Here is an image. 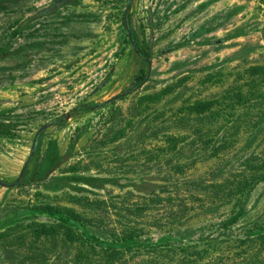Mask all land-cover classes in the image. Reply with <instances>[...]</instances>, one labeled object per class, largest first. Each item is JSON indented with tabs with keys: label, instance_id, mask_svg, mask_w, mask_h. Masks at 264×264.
Segmentation results:
<instances>
[{
	"label": "rangeland",
	"instance_id": "obj_1",
	"mask_svg": "<svg viewBox=\"0 0 264 264\" xmlns=\"http://www.w3.org/2000/svg\"><path fill=\"white\" fill-rule=\"evenodd\" d=\"M51 1L0 0V112L12 111V125L23 119L13 140L0 141V182H15L40 125L149 76L113 105L82 110L44 133L38 156L54 143L75 174H55L37 190L0 186V264H238L257 250L264 258L260 242L254 250L240 244L264 228V181L253 180L264 174L257 1L245 0L234 19L244 41L217 51L177 32L200 29L190 12L176 18L156 0H133L132 31L151 56L148 71L123 47L125 0H69L51 18L52 33L68 43L53 42L50 64L20 66L17 37L31 18L23 11ZM205 6L195 14L202 21ZM62 56L66 63L56 61ZM253 67L262 69L252 74ZM199 101L211 104L208 112H191Z\"/></svg>",
	"mask_w": 264,
	"mask_h": 264
},
{
	"label": "flooded vegetation",
	"instance_id": "obj_2",
	"mask_svg": "<svg viewBox=\"0 0 264 264\" xmlns=\"http://www.w3.org/2000/svg\"><path fill=\"white\" fill-rule=\"evenodd\" d=\"M181 1L183 0H156V5H158L159 8L162 9L163 14H167V12H172L174 13V16L176 18H180L186 12H190V17H194L193 20H191L193 21L192 27L199 26L200 29L198 28L199 30L194 32L191 30L188 31L182 26L177 30V32L180 34L185 32L188 33V35L190 36V45L196 43V41H199L202 44H200L201 47H203L204 49L215 48L217 51H221L223 49L228 48L231 42H236L239 40H241L242 42L244 41V33H240V31L243 30V25L239 26L238 22L234 24V19L243 15L245 0H193L192 4L188 1L187 5L185 6H181ZM256 1L261 7L259 15H262L263 17V19H261V21L259 22L260 25L258 24L259 27L257 32L262 35L264 33V0ZM166 3L168 7L164 9ZM132 4L133 0H125L123 11L121 14V25L125 32V43L123 44V47L127 45L129 47L130 52L137 56L149 71V68L151 66V56L147 50H144L142 46L137 43L136 39L134 38V33L132 31ZM204 4H206L207 6L203 7V9L206 10L207 8H209V13L207 14V16H205L204 21H202L197 19V16L195 14L196 10H199L200 6L202 7ZM69 5V0H52L49 6H46L44 8L23 11V13L25 14L28 13V16L31 18L29 21V25H27L21 32H19L17 37L18 41L22 43V47L24 49L19 53V59L17 60V63H19L20 66L24 64H36L41 66L50 64L51 59L49 58L52 54L50 48L53 42H58V40L61 39L62 43H68L67 36L62 37V32L61 34H59V32H56L55 35L52 33L53 25L51 24V18H53V16L55 15H59L61 17V10ZM203 22L204 27L202 28ZM26 31L27 33L24 34ZM200 39L202 40L200 41ZM29 48L30 50H28ZM64 59V56H62V58L56 57V61L60 63H66L67 61H65ZM115 69L116 65H113V67L107 72V75L105 77L106 80H103V83L107 81L108 77L114 74L113 72L115 71ZM147 75L149 76V72L148 74L147 72H142V74L135 76L134 81L131 82L127 90L122 94H127L130 91L133 92L134 90H137V88L143 86L148 80ZM122 94L118 96H121ZM118 96H115L108 101L98 103L93 107H89L87 104L78 105L72 110L66 111L61 116H58L57 118L49 120L48 122L40 125L33 133V139L31 142L29 154L22 167L27 162L30 156L32 144L37 132L42 127L48 124L50 126L46 127L38 134L36 138V146L34 152L23 171L21 180L14 187H3L1 185L0 186L6 189L37 190L40 188H46L48 186V181L51 180L53 177L55 178V174L65 175L67 174V171L75 174L73 166L71 167V163H69L71 159L69 160V157L65 156V153L62 154L58 152L56 150L55 144L52 142L49 143L52 144L49 145L50 147L48 146L47 151L44 154H41L42 156H38V150L41 145V138L48 129L70 121L78 112H81L82 110L88 109L90 111H94L102 107H108L113 105V102H116L118 101V99H120ZM11 113L12 111L0 112V141L13 140V133L16 128L23 126V119L22 121H19L20 124L17 123L15 125H12L9 123V119H11V117L9 116ZM52 155H54L53 163L47 164L48 157ZM22 167L19 171V174L22 170ZM26 172L32 173H30L32 181L22 185ZM17 179L15 180V182L17 181ZM15 182H13L12 184H14ZM0 183L5 184L3 182Z\"/></svg>",
	"mask_w": 264,
	"mask_h": 264
},
{
	"label": "trees",
	"instance_id": "obj_3",
	"mask_svg": "<svg viewBox=\"0 0 264 264\" xmlns=\"http://www.w3.org/2000/svg\"><path fill=\"white\" fill-rule=\"evenodd\" d=\"M262 68L260 67H253L250 70V72L252 74H257L258 70H260ZM167 90H163L162 92H160L158 95H154V96H149L148 99H154L153 101H157L159 100L160 98H162V96L164 94H166ZM119 98L121 96H118ZM211 107V104L209 102H196L194 103L192 106H190V110L192 113H195V114H204L206 112H208V109H210ZM47 164L50 163L52 164L53 161H54V155L48 157L47 159ZM31 173V172H30ZM26 172L25 174V178L22 182V185L23 184H27L28 182L32 181V178L30 177L31 174ZM262 179L260 181H264V174H260L258 177L256 178H253L254 181H258L259 179ZM243 214L242 210H239L238 212H236L235 214H233V216H231L230 218L227 219V221L224 223L225 226H229V225H233V223H235L239 217ZM43 232V230H40V229H37L36 230V235L38 234H41ZM47 232V231H45ZM258 233L254 236H251V237H247L246 239H243V240H240V244L247 247V248H250V245H252V249L254 250L255 247L257 246V242H260V246L261 245H264V228L260 229L259 231H257ZM248 252H246L245 254H248ZM238 264H264V258H262L261 256V251L257 250L255 251L252 255H249V256H245V259H243L240 263Z\"/></svg>",
	"mask_w": 264,
	"mask_h": 264
},
{
	"label": "water",
	"instance_id": "obj_4",
	"mask_svg": "<svg viewBox=\"0 0 264 264\" xmlns=\"http://www.w3.org/2000/svg\"><path fill=\"white\" fill-rule=\"evenodd\" d=\"M49 126H50V125L48 124V125L42 127V128L37 132L36 137H35V139H34V141H33V144H32V148H31L30 156H29L27 162H26V163L24 164V166L22 167V170H21V172H20V174H19V176H18L17 181H16L14 184H11V185H6V184H2V183H0L1 186H3V187H14V186H16V185L19 183V181H20L21 178H22L23 171H24V169H25L27 163H28L29 160L31 159V156H32V154H33V152H34V149H35V146H36V138H37L38 134H39L42 130H44L46 127H49Z\"/></svg>",
	"mask_w": 264,
	"mask_h": 264
}]
</instances>
